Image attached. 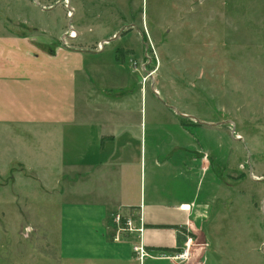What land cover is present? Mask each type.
<instances>
[{"label":"crops","instance_id":"obj_1","mask_svg":"<svg viewBox=\"0 0 264 264\" xmlns=\"http://www.w3.org/2000/svg\"><path fill=\"white\" fill-rule=\"evenodd\" d=\"M35 1L42 11L48 9ZM68 1L75 14V1ZM3 15L48 38V23ZM74 29L77 39L79 26ZM34 44L32 37L0 36V128L5 130L0 150L12 148L17 172L30 177L13 181L12 191L0 190V211L9 210L4 203L9 200L15 233L22 226L33 230L28 239L20 235L22 245L15 243V264H237L228 254L236 243L216 244L212 235L217 225L224 228L226 199L200 198L198 192L182 196L168 188L170 182L187 184L191 175L208 173L210 187L211 182L221 186L222 177L212 173L216 159L195 147L191 160L197 169L182 168L183 162L170 159L171 151L159 147V138L152 137L149 147L143 117L134 120L126 100L105 95L114 87L105 79L110 69L126 67L114 52L102 61L105 47L63 46L49 54ZM183 204L190 210L182 211ZM190 238L197 249L193 252L190 241L188 257L173 259Z\"/></svg>","mask_w":264,"mask_h":264},{"label":"rangeland","instance_id":"obj_2","mask_svg":"<svg viewBox=\"0 0 264 264\" xmlns=\"http://www.w3.org/2000/svg\"><path fill=\"white\" fill-rule=\"evenodd\" d=\"M28 1L0 0V8L29 24L48 23V38L3 12L0 36L32 37L49 54L63 46L105 47L102 61H110L114 52L126 67L107 71L105 79L114 87L105 95L126 100L134 120L143 117L149 147L152 137L159 138V147L171 151L170 159L183 162L182 168L196 167L191 160L196 149L216 159L212 173L222 177L221 186L211 182L210 187L208 173L191 175L187 184L170 182L168 188L182 196L198 192L200 198H225L229 215L223 229L221 224L214 228V242L236 243L228 254L237 264H264V0H74L75 14L68 0H40L48 6L44 11L37 1ZM77 25L80 36L73 39ZM0 152V190L12 191L13 181L30 177L17 172L12 148ZM203 158L207 165L209 158ZM4 203L9 210L0 211V264H15V243L22 245L18 241L33 230L22 226L15 233L12 205ZM190 241L193 252L198 246L194 238L184 242L179 252L186 257Z\"/></svg>","mask_w":264,"mask_h":264},{"label":"built area","instance_id":"obj_3","mask_svg":"<svg viewBox=\"0 0 264 264\" xmlns=\"http://www.w3.org/2000/svg\"><path fill=\"white\" fill-rule=\"evenodd\" d=\"M66 4H67V3H66ZM71 35H72V34L70 33L69 36H71ZM179 208H180L182 211H189V210H190V206H189L188 204H183V205H181ZM128 225H129V223H128ZM189 240H190V239H189ZM186 249H187V248H186ZM186 253H187V252H183V253L181 254L180 252H178L177 254H175V255L173 256V259L182 261V260L185 259V257H186ZM142 254H143V250H142Z\"/></svg>","mask_w":264,"mask_h":264},{"label":"water","instance_id":"obj_4","mask_svg":"<svg viewBox=\"0 0 264 264\" xmlns=\"http://www.w3.org/2000/svg\"><path fill=\"white\" fill-rule=\"evenodd\" d=\"M115 38V37H114ZM203 124V123H202ZM250 177L253 179V177H252V174L250 175ZM264 204V201L262 202V205ZM264 246V245H263ZM264 249V248H263Z\"/></svg>","mask_w":264,"mask_h":264},{"label":"bare ground","instance_id":"obj_5","mask_svg":"<svg viewBox=\"0 0 264 264\" xmlns=\"http://www.w3.org/2000/svg\"><path fill=\"white\" fill-rule=\"evenodd\" d=\"M71 33V32H70ZM72 34V33H71ZM73 35V34H72Z\"/></svg>","mask_w":264,"mask_h":264}]
</instances>
